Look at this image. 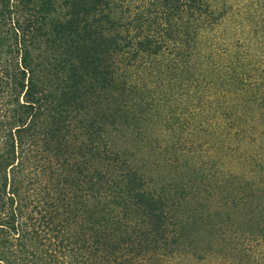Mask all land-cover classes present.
Returning <instances> with one entry per match:
<instances>
[{"label": "trees", "instance_id": "16d2710c", "mask_svg": "<svg viewBox=\"0 0 264 264\" xmlns=\"http://www.w3.org/2000/svg\"><path fill=\"white\" fill-rule=\"evenodd\" d=\"M210 1L0 0V264H182L217 228L218 239L204 241L222 247L221 262L264 264L263 63L251 73L245 53L207 57L194 88L198 125L220 140L223 166L237 169L212 178L205 194L170 195L166 187L182 179L146 176L164 151L147 140L146 117H175L177 96L171 86L147 91L140 69L164 48L178 65L190 57L179 36L214 25ZM31 13L36 30L42 19L52 35L49 67ZM180 13L187 19L178 23ZM193 136L167 148L152 172L203 182L205 153Z\"/></svg>", "mask_w": 264, "mask_h": 264}, {"label": "rangeland", "instance_id": "374dc122", "mask_svg": "<svg viewBox=\"0 0 264 264\" xmlns=\"http://www.w3.org/2000/svg\"><path fill=\"white\" fill-rule=\"evenodd\" d=\"M210 7V9L214 11L213 26H205L203 24L196 35L189 34L188 36H179L180 41L181 39H188V42L185 43L192 45V55H190V57L188 56L182 59L183 62L178 65L177 63L179 62H175L174 60L170 61V54L163 47L164 49L162 48L163 50L152 59V67L148 66L149 68L146 67L145 69H140V78L143 84H145L147 91L153 92L158 85L159 87L171 86L173 89L169 91V94L177 96L176 98H173V101H171V99L169 101L170 108H175V117L168 118V121L164 120V111L162 112L163 114H160L159 111H153L152 114L150 111L149 116L146 117L148 118L146 133L149 136V139L147 140L154 146L164 148L163 152H158V154H154V156L151 157V163L149 164L153 165V169H158L157 164H162L160 161L167 157L165 152L167 148L176 149L174 146L176 143L177 145L179 142L184 144L192 135H194V139H198L196 145L201 144V147H198L200 152L205 153V158H201V161L207 175H202L205 179H203V182L200 183V178H196L194 180L188 179L195 176L199 177L201 175H183L178 172H175L173 175H168V172L166 171L164 172V175H156L152 172V168H149L148 166L145 168V171L146 169L148 170V172H146L147 177H164L166 182H170V176L182 179L181 182H184L183 186L170 184L166 187L169 192L168 194L175 192L179 194L182 193V191H185L186 194H205L207 192V188L213 186L214 181H211L212 178H220L224 173H226V170H233L239 167L236 166L234 162H230L228 165L223 166L224 162L222 160H225V158L219 153V146L221 143L220 140L218 139L216 141L217 144L209 142V137L204 132L205 130H201L204 126L202 127L198 125V123H202L200 117H198L201 114L200 110H202L200 106L201 101H197L192 97H194V88L198 85L197 79H200L202 71L207 69L205 65L207 57L212 58V56L215 55L214 60H216L219 54L220 58H227L228 55L234 54L237 51L241 52V54L245 53L246 57L251 61H248V69L251 73L254 72V69L257 70V68L258 72L261 73V63L264 64V0H213L210 1ZM31 14L32 20H34L32 23V34L38 41V44L41 45L39 50L41 51V54L44 49L47 50L45 59L43 58L42 60L43 63L49 67L52 63H55L54 55L49 50L48 43V41L52 38V35L48 33L46 26L42 27V19L41 29L36 30V27L40 25V19L36 16V13ZM186 19L187 15L180 13L178 23L185 21ZM151 24L156 25V20L152 19L150 25ZM93 31L95 32L92 35L93 38L95 36V38H97L99 35L95 28ZM73 38L74 41H76L78 36L73 35ZM173 38H175V36H173ZM191 38H195L192 44H190ZM98 41L99 37L97 38V42ZM171 47L172 43L170 42L168 48ZM107 55L108 50L102 49L99 60L104 66L108 64ZM251 55H253L254 59H251ZM182 66L188 67L182 69V71L176 69ZM178 88H180V90H178ZM49 89H51L50 86ZM105 93H107V90L104 93L102 91L100 92L102 96H104ZM102 100L105 102V96ZM177 106L179 108H177ZM208 118L211 120L210 115H208ZM178 121L182 123H179ZM144 135L142 136V141L138 139L136 142V140L133 141L129 139V144L131 145L134 143L135 148L136 144L139 146L140 143L142 144V142H146L144 140ZM122 142L124 144L125 140L123 141L122 139ZM208 144H210V146ZM216 145H218V151L217 149L213 150ZM156 150L159 151L158 148H156ZM248 150H250V148ZM176 157H179L178 152L175 158ZM260 163L263 164L264 162L260 161ZM215 185L216 189L214 190V193L220 195V183L217 181ZM202 227L204 228V226ZM218 230V228L214 229L215 235H206L204 240L213 241L214 236H217L216 239H218L220 236ZM193 236L197 237L196 240L199 241V233L195 232V235H192V237ZM204 240L202 242L199 241V243H201V247L205 250L202 253L195 255V257L187 255V259H183L182 264H233L231 261L221 262V259L225 254L219 244H210ZM190 249L192 248L190 247ZM199 256H202V258H198ZM164 264L171 263L165 261Z\"/></svg>", "mask_w": 264, "mask_h": 264}]
</instances>
